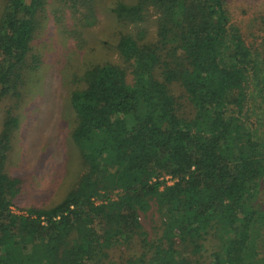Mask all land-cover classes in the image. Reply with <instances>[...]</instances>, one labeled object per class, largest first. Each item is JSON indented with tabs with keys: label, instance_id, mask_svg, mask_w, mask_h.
I'll use <instances>...</instances> for the list:
<instances>
[{
	"label": "trees",
	"instance_id": "trees-1",
	"mask_svg": "<svg viewBox=\"0 0 264 264\" xmlns=\"http://www.w3.org/2000/svg\"><path fill=\"white\" fill-rule=\"evenodd\" d=\"M58 1L93 23L95 0ZM44 6L3 0V97L18 98L38 66L31 42ZM112 12L123 24L153 20L156 37L123 33V64L83 73L70 105L85 172L50 208L12 211L20 181L5 163L18 121L7 112L0 264H251L264 227V23L242 31L227 0H135ZM152 207L161 232L149 237L140 215Z\"/></svg>",
	"mask_w": 264,
	"mask_h": 264
},
{
	"label": "rangeland",
	"instance_id": "rangeland-1",
	"mask_svg": "<svg viewBox=\"0 0 264 264\" xmlns=\"http://www.w3.org/2000/svg\"><path fill=\"white\" fill-rule=\"evenodd\" d=\"M134 1L95 0L90 19L93 23L87 25V19L83 20L87 13L73 15L74 10L60 1L44 0L42 17L38 19L40 27L31 42V54L37 57L38 66L23 74L18 98L0 95V133L7 112L18 121L5 163L7 174L20 181L13 213L56 205L76 187L85 172L71 138L76 117L70 95L84 87L82 75L91 65L123 64L116 49L121 34L146 30L149 39H155L157 26L153 20L123 24L112 12L118 2ZM227 5L231 21L242 31L248 29L250 33L254 25H263L264 0H227ZM2 8L0 0V16ZM184 107L187 115L190 109ZM140 221L149 237L161 232L154 207L142 213ZM132 249L139 251L140 247ZM116 253L118 250L111 256L115 258ZM250 263L264 264V227L256 239Z\"/></svg>",
	"mask_w": 264,
	"mask_h": 264
}]
</instances>
